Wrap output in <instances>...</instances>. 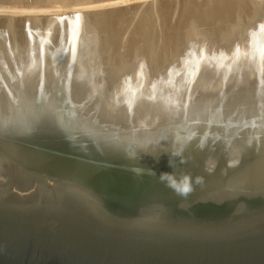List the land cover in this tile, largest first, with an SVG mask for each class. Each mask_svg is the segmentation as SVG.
<instances>
[{
	"label": "water",
	"instance_id": "1",
	"mask_svg": "<svg viewBox=\"0 0 264 264\" xmlns=\"http://www.w3.org/2000/svg\"><path fill=\"white\" fill-rule=\"evenodd\" d=\"M59 130L0 131V264H264V186L199 191L261 168L252 126L189 138L164 159Z\"/></svg>",
	"mask_w": 264,
	"mask_h": 264
},
{
	"label": "bare ground",
	"instance_id": "2",
	"mask_svg": "<svg viewBox=\"0 0 264 264\" xmlns=\"http://www.w3.org/2000/svg\"><path fill=\"white\" fill-rule=\"evenodd\" d=\"M46 1H48V0H46ZM66 1H68V3L73 2V4H75L76 0H66ZM209 1L206 0V2H209ZM88 2L90 3V1H88ZM206 2L204 1L205 6H203V5L201 7L199 6L200 8L203 7L204 11H203V9H200L197 7L199 10L197 14L200 13L201 17L205 15L204 14L206 11L205 7L208 8L207 6H209L211 1L207 4V6H206ZM222 2H220V3L223 5L224 2L223 3ZM227 2H228V0H227ZM248 2H250V1H248ZM114 3L112 5H115ZM121 3H122V5L124 4L123 2H121ZM121 3L119 2V5ZM245 4H246V2H245ZM245 4H243V5H245ZM83 5L84 6H82V7L85 8L86 3ZM211 5L212 4H210V6ZM97 6H98V4H97ZM216 6H218V5H216ZM224 6L225 5H223V7ZM249 6L251 7V5H249ZM66 7H68V6H66ZM69 7H70L69 8L70 10H73L72 13H70L71 15L67 14L68 23H69L68 32H69L70 36L66 42H68L67 44H69L70 57L68 60V47H67V49L65 48L66 50L63 51V54H61V57L60 56L59 57L53 56V58H50L49 60L57 61V62H55L57 65H60V63H61V65L58 68L54 69V72L52 74L49 72L50 74L44 73L43 76L39 75L40 73L37 75H34V72L31 71V70H34V68L29 67L28 69H25V68L22 69V67L24 66V62L20 61L21 58L17 55V52L16 53L14 52V54H16L17 57L15 55H12L11 54L12 52H11L10 54L12 55V58H11V56H9V62H8V60L6 61L9 64L11 63V65H10L11 68L7 67L5 65L6 64L5 62H4L5 64L3 63L1 56H0V131L3 132L5 130H9V132H10L12 130H17V129H20L22 127L26 128L28 130H32V128L33 129H40V130L41 129H52V128H54V129L59 128L60 129L61 128L62 130L61 131L59 130L60 131L59 133H61V132H62L61 134L65 133V134H63L65 137H68V136L77 137L78 138L77 140L80 143L88 142V140L91 141L93 138L96 140L98 139L99 141H100V139L101 140L104 139V140H107V143L98 144V145H100V147H108V146L113 147V145L115 147L123 146L124 148H126L132 152H143L144 155L150 156L153 159H156L157 157L160 159H164L162 157H159L160 155H162V153L172 155L175 152H179V150L181 148H183L188 143L187 141L189 140V138L192 139V138L198 137L199 135L202 136V135L208 134L210 137H214V138L216 137V139H219L221 136V135H219L220 133L224 135V133L228 131L227 130L228 125L237 126L240 124L246 128L248 126H252V131H249L248 133H251V135H253V134L259 135L260 140L264 143V20H262V17L264 15L261 16L259 13L261 21H259V17H257L259 15L256 16V18H258V19H256V21H259L258 22L259 24L256 26V23H255L256 21L254 20L255 27L253 29H250V31L248 30V32H246L244 34V36H241V37L236 39L237 41L246 42L247 48H248V50H250L247 53L248 55L246 54L247 55L246 59L243 60V59H241L240 56H236V57H238L236 59V57L232 56L234 58L233 59L234 62H231V61L227 62L226 63L227 66H223L222 68H219L218 70L215 68L214 69H208V67H207L208 65L205 64V61L207 59H209V57H211L212 54L204 53L202 60L199 57L198 60L196 59V61H194L192 63V65H190L186 70L183 71V76L186 75L185 77L188 79V82L186 83V85H184L182 93H177L175 99H173L172 102L170 101L171 99H169L170 98L169 95H167V97L165 96L166 94H164V93H166V90L155 91L156 89L154 90V88L152 87L153 91H151V88L149 90V87H148V90L146 89V91H144V92H146V94L142 91L143 95L141 93L139 95V93L136 92V90H138V89H136V87L139 85L131 86V84L133 82L131 83L128 81V83H131V84H129V85L127 84V86H124V88H122V93H120L119 98L116 97L113 100V102L106 103L108 101L109 97L104 95L105 97H107V98H105L107 101L103 102L104 101V98H103V101H102L103 103H102V102H99L101 100L98 101V97H100V96H97V89L95 88V85L93 82V81H95V80H93L94 76L91 77V74H93L92 71L94 69H92V68H91L92 70L90 69L91 66L89 67V64H90L89 59L87 58V56H85L87 54H84V52H83V51H85V48L88 46V43H89L88 39H86L87 36H86L85 27L87 25L89 26L91 23H93L92 25H94V23L97 22L98 20L96 21L94 18H92L95 20V22L91 21V23L89 24L88 20L90 18L88 20H86V18H85V20L87 21L85 23L86 24L88 23V24L86 26H83V22L80 18V14L83 12V11H80V8H82L81 4L79 6L80 8H78V7L76 8V6H75L72 9L73 6L71 7V5ZM252 8H250V10H252ZM258 8H259V6H258ZM55 9H57V7ZM255 9H257V6L254 7V10ZM89 10H91V8ZM193 10H192V12H190V11H188V12L191 13L192 18H195L196 15H195V17H193V15L196 14L197 9H195L196 11L194 13H193ZM209 10H211V7H209V9L207 11H209ZM212 10L209 12V14L207 13L206 16L202 17V20H203V18L207 17L208 15H211L210 13L212 12ZM246 10H248V9H246ZM57 11H59V10H57ZM86 11H88V10H86ZM233 11H234V9H233ZM260 11H262V10H260ZM65 12H63V13H65ZM69 12H71V11H69ZM95 12H96V10H95ZM231 12H232V9H231ZM245 12H244V14H246ZM262 13H264V12H262ZM59 14H61V13H59ZM121 14H120V17H121ZM142 14H143V12H142ZM189 14H187V15H189ZM85 15H84V17H85ZM97 15H98V13H97ZM128 15H130V14H128ZM147 15L149 16V14H147ZM226 15L228 16V13ZM232 15H234V14H232ZM232 15H230V16H232ZM90 16H93V14ZM99 16H101V15H99ZM111 16H112V14H111ZM151 16L153 17V15H151ZM151 16H149V17H151ZM185 16L186 15L184 14V19L188 18V17L185 18ZM240 16L241 15H239V17ZM87 17H88V14H87ZM143 17H146V15H144ZM149 17H148V19H149ZM197 17H199V18H197ZM197 17H196V19H198V20H196L197 21L196 23H198L199 19H201L200 16H197ZM247 17H249V16H247ZM106 18H107V16H106ZM128 19H129V17H128ZM182 19H183V17H182ZM135 20H136V18H135ZM179 20L181 21V19H179ZM193 20L194 19H192V21ZM204 20H206V18ZM218 20H220V19H217V21ZM122 21L125 22L126 19L122 20ZM206 21L208 23V21H210V20L207 19ZM46 22H47V20H46ZM99 22H100V25H102L101 21H99ZM99 22H97V24L95 23L97 25V28L95 25V28L93 27V30H96V29L98 30ZM111 22H112V20H111ZM117 22L119 23V21H117ZM144 22H147V21H144ZM201 22H205V21H200V23ZM213 22L214 21H212V24H213ZM118 23L117 24L115 23V24L118 25ZM182 23H184V22H182ZM115 24L113 27H111L112 25L110 24V22L107 24V25H109V27H108L109 32L108 33L112 32L111 31L112 28H113L112 30H114L115 33H117L116 32L117 28H116ZM126 24H128L127 21H126ZM126 24H124V25L126 26ZM186 24H188V23H186ZM47 25H49V24H47ZM54 25H56V24H54ZM103 25L105 26V24H103ZM154 25H155V23H154ZM184 25H183V27H184ZM225 25H227V24H225ZM196 26H197V24H196ZM110 27H111V29H110ZM149 27H152V26H149ZM230 27H231V25H230ZM252 27H253V25H252ZM90 28H91V25H90ZM115 28H116V30H115ZM145 28L146 27H144L143 30ZM155 28L156 27H154V29ZM245 28L247 29V27H245ZM224 29H225V27H224ZM41 30H43V29H41ZM90 30H92V28ZM90 30H88L89 33H90ZM104 30H105V28H104ZM180 30H181V27H180ZM114 31L110 34L111 37H113L112 34L114 33ZM239 31H241V30H239ZM106 32H107V30H106ZM238 34H239V32H238ZM181 35H183V34H181ZM98 36H100V35H98ZM116 36L117 35H114L115 38H116ZM111 37H109V38H111ZM187 37H188V35H187ZM36 39H37V37H36ZM159 40H161V39H159ZM20 41L22 43L23 40L20 39ZM20 41H18V42H20ZM145 41H143V42H145ZM108 42H113V41H108ZM171 42L173 43V41H171ZM35 43L37 44V53H36V55H34L35 58L29 59V61L32 63H31V65H27V66H32L33 62L35 60H37V61L38 60H40V61L45 60L44 57L47 56V54L44 52L45 38L43 36H41V38L37 42L35 40ZM129 45H131V44H129ZM138 45H139V43H138ZM138 45H137V47H138ZM173 45L174 44H172V47H173ZM8 46H9V44H8ZM21 46H20V48H22L24 46V44L22 47ZM184 46H182V47L184 48ZM18 47L19 46H17V48ZM108 47H110V46H108ZM114 47H115V43H114ZM131 47H133V46H131ZM135 47H133V48H135ZM46 48H48L47 45H46ZM116 49L117 48H115V51H116ZM22 50H23V48H22ZM169 50H170V48H169ZM171 51H170V53H171ZM79 52L80 53L82 52L80 54L81 55L80 57L77 56V53H79ZM104 52H105V50H104ZM127 52H128V50H127ZM135 52H136V50H135ZM128 53H130V52H128ZM231 54H233V53H231ZM179 55H180V53H179ZM115 56H118V55L116 54ZM7 57L3 58V59L6 60ZM126 58H128V56ZM131 58H133V57H131ZM131 58L129 60H131ZM175 58H177V57H175ZM181 58H182V56H181ZM111 59H114V58H111ZM171 59H173V58H171ZM73 61H74V63H73ZM93 61L94 60H92L91 63ZM35 64H36V62L34 63V65ZM116 64H117V62H116ZM171 64H172V61H171ZM161 67H162V65H161ZM179 69H181V68H179ZM24 71H28V72L24 73ZM49 71H50V69H49ZM124 71H126V70H124ZM95 72H96V70H95ZM106 72H107V70H106ZM97 73H99V71ZM138 74H140V72H138ZM143 75H144V73H143ZM178 75H179V73H178ZM130 76H132V75H130ZM136 76L137 75H135L134 78H136ZM129 78L126 79V81L129 80ZM134 78H133V80H134ZM148 78H151V77L148 76ZM95 79L97 80V78H95ZM169 80H170V78H169ZM116 81H118V80H115V82ZM166 82H167V78H166ZM96 83H98V82L96 81ZM107 83L106 84L104 83V84L107 85ZM111 83L113 85V82H111ZM111 83H110V85H111ZM119 83H117V84H119ZM172 84H174V83H172ZM149 85H151V83H149ZM96 86H97V84H96ZM99 87H100V83H99ZM106 87H108V86H106ZM118 88H116V89H118ZM155 88H157V87H155ZM114 89H115V86H114ZM157 90H158V88H157ZM107 92L109 94L110 89ZM107 92H106V94H107ZM112 94L115 97V94H117V93H115V94L112 93ZM172 94H173V92H172ZM99 95H101V94H99ZM161 95L165 96L164 101L158 102L157 103L158 105H154L151 103V101H152V100L150 101L151 98L159 97ZM113 96H111V97H113ZM162 96H161V98H162ZM16 121H18V122H16ZM56 136L58 137V135H56ZM238 140L239 141L236 142V144L234 145V149L232 150L233 157L230 158V160H229L231 163L236 161L237 160L236 156H239L241 154V150L243 148V145L246 142L245 135H240ZM146 142L152 143V144H149L150 147L149 146L145 147L143 145V144H146ZM93 146H95V145H93ZM246 146H247V144H246ZM96 148H98V147L96 146ZM166 157H168V156H166ZM2 161L3 160H0V172L8 170L7 169L8 166L6 165L5 162H2ZM8 172H10V171H7V173ZM215 184H217V183L211 182L209 185L205 184L199 189H201V191L205 192L206 190H210V189H213V187H215V189L212 192H218V191H222V190L228 192L231 189H233V191L237 190V188H240L241 186H244V188L246 186H251V185H255L256 187L257 186H260V187L264 186V160H262L261 168L259 170L254 171L252 168V171H251L248 168L247 169L242 168V169H240V172H238L237 175H235V177L233 179L227 180V182H225L222 185H215ZM260 187H258V188H260ZM153 188H154L153 189L154 192H152V193H154V194H150V196L153 197V200L156 202L157 200L161 199V197L164 196V194H160V193L165 192L166 187H165V185H162V186L160 185L157 187L153 186ZM157 190H159L160 192Z\"/></svg>",
	"mask_w": 264,
	"mask_h": 264
},
{
	"label": "rangeland",
	"instance_id": "3",
	"mask_svg": "<svg viewBox=\"0 0 264 264\" xmlns=\"http://www.w3.org/2000/svg\"><path fill=\"white\" fill-rule=\"evenodd\" d=\"M0 0V56L3 61V63L11 68V63L9 64V56L15 55L14 52H17V55L21 58V62H24V66L22 67L25 69H28L29 67L34 68V70H31L34 72V75H41L43 76L44 73L52 74L54 72V69L58 68L60 65H57L53 60H49L50 58H53V56H60L63 54V51L67 49L68 47V60L70 57V49L67 39H69V32H68V17L72 13L73 10H70L69 6L71 5L72 9L76 6V8H80L84 6L83 4L86 3L85 8H80V11H83L80 14V18L83 22V26H86L88 23L90 24L91 21L95 20L99 22L98 30H93V27L95 28V25L97 22L91 23L90 25L85 27L86 30V39H88L89 43L88 46L85 48L84 54H87V58L89 59V67L90 69H94L92 71L93 74H91V77H93V81L95 88L97 89V96L98 101L102 102L103 98L106 102L107 100L105 98H108L109 102H113V100L120 96V93H122V88L124 86H127V84H131V86L139 85L136 87V92L142 94L146 89L149 90L151 88V91H153V88L155 91H164L166 90L165 96L169 95V99L172 102L173 99H175L177 93H182V90L184 88V85L188 82V79L183 76V71L186 70L196 59L198 60L199 57L203 58L204 53L212 54L209 59L205 61V64H207L208 69H219L223 66H227L226 63L231 61L234 62V58L236 56H240L241 59H246L247 53L250 51L247 48L246 42L237 41L236 39L244 36L248 30L253 29L259 24L258 22L261 21L260 15L263 16L264 13V0H208L210 6H207L209 2H206V0H76L75 4L73 2H69L66 0ZM58 1V2H57ZM90 1V3L88 2ZM107 1V2H106ZM112 1V2H111ZM115 3H114V2ZM204 1L206 2L205 7L206 11L211 7L212 12L211 15H208L206 20L202 17L206 16V14L211 11H205V15L201 17V14L198 13V8H200L202 5H204ZM224 3H223V2ZM250 1V2H248ZM262 1V2H261ZM102 2V3H101ZM104 2V3H103ZM119 2H123L119 5ZM216 2V3H215ZM222 2L223 5L220 3ZM246 2V4H245ZM254 4H253V3ZM115 5H112V4ZM215 3V4H214ZM226 3V4H225ZM253 5H252V4ZM98 4V6H97ZM110 4V5H109ZM172 4V5H171ZM195 4V5H194ZM245 4V5H243ZM258 4V5H257ZM46 5V6H45ZM112 5V6H111ZM122 5V6H121ZM126 5V6H125ZM145 5V6H144ZM218 5V6H216ZM222 5V6H221ZM242 5V6H241ZM251 5V7L249 6ZM257 6V9L254 10V7ZM68 6V7H66ZM103 6V7H102ZM106 6V7H105ZM130 6V7H129ZM153 6V7H152ZM195 6V7H194ZM200 6V7H199ZM240 8H238V7ZM249 6V7H248ZM259 6V8H258ZM261 6V7H260ZM57 7V9H55ZM66 7V8H65ZM102 9H101V8ZM198 7V8H197ZM245 7V8H244ZM253 7V8H252ZM84 8V9H83ZM91 8V10H89ZM157 8V9H156ZM159 8V9H158ZM236 8V9H235ZM252 8V10H250ZM262 8V9H261ZM68 11H67V10ZM101 11H100V10ZM148 9V10H147ZM179 9V10H178ZM194 9V10H193ZM196 14L193 15V17L200 16L201 19H199V22L196 23L198 19L192 18V15L190 12L193 13L196 11ZM203 9L204 8H200ZM220 9V10H219ZM232 9V12H231ZM234 9V11H233ZM248 9V10H246ZM56 10V11H55ZM59 10V11H57ZM88 10V11H86ZM96 10V12H95ZM98 10V11H97ZM103 10V11H102ZM111 10V11H110ZM129 10V11H128ZM138 10V11H137ZM183 10V11H182ZM216 10V11H215ZM246 14H244V12ZM262 10V11H260ZM34 11V12H33ZM66 11V12H65ZM71 11V12H69ZM105 11V12H104ZM134 11V12H133ZM152 11V12H151ZM190 11V12H188ZM229 11V12H228ZM242 11V12H241ZM251 11V12H250ZM255 11V12H254ZM57 14H55V13ZM65 12V13H63ZM95 12V13H94ZM107 12V13H106ZM112 12V13H111ZM127 12V13H126ZM136 12V13H135ZM143 12V14H142ZM148 12V13H147ZM201 12V11H200ZM219 14H218V13ZM228 13V16L226 15ZM249 12V13H248ZM253 12V13H252ZM61 13V14H59ZM86 15H85V14ZM93 16H90L92 15ZM98 13V15H97ZM104 13V14H103ZM118 15H117V14ZM122 13V14H121ZM126 13V14H125ZM145 13V14H144ZM151 13V14H150ZM190 13V14H189ZM192 13V14H193ZM203 13V12H202ZM214 15H213V14ZM217 13V14H216ZM240 13V14H239ZM258 13V14H257ZM260 13V15H259ZM40 14V15H39ZM66 14V15H65ZM83 14V15H82ZM88 14V17H87ZM112 14V16H111ZM121 14V17H120ZM130 14V15H128ZM142 16H141V15ZM153 15V17H149ZM181 14V15H180ZM184 14L186 15V19H184ZM189 14V15H187ZM216 14V15H215ZM232 14H236L235 16ZM249 14V15H248ZM54 15V16H53ZM71 15V14H70ZM83 17H82V16ZM85 15V17H84ZM101 15V16H99ZM114 15V16H113ZM125 15V16H124ZM132 15V16H131ZM146 15V17H143ZM223 15V16H222ZM232 15V16H230ZM239 15H241L239 17ZM251 15V16H250ZM259 15V16H257ZM50 18H49V17ZM107 16V18H106ZM117 16V17H116ZM127 16V17H126ZM136 16V17H135ZM211 16V17H210ZM217 16V17H216ZM222 16V17H221ZM237 16V17H236ZM245 16V17H244ZM249 16V17H247ZM259 17V21H256V18ZM58 17V18H57ZM65 17V18H64ZM119 17V18H118ZM126 17V18H125ZM129 17V19H128ZM149 17V19H148ZM183 17V19H182ZM190 17V18H189ZM209 17V18H208ZM231 17V18H230ZM242 17V18H241ZM252 17V18H251ZM61 18V19H60ZM88 20V23L86 20ZM94 18V19H92ZM97 18V19H96ZM100 18V19H99ZM103 18V19H102ZM105 18V19H104ZM116 18V19H115ZM121 18V19H120ZM123 18V19H122ZM131 18V19H130ZM133 18V19H132ZM136 18V20H135ZM140 18V19H139ZM145 18V19H144ZM165 18V19H164ZM199 18V17H197ZM220 19L217 21V19ZM229 18V19H228ZM249 18V19H248ZM264 16L262 17V20ZM52 19V20H51ZM118 19V20H117ZM127 21L128 24H126V21L123 22L122 20ZM142 19V20H141ZM148 19V20H147ZM179 19H181L182 23ZM190 19V20H189ZM192 19H194L192 21ZM212 19V20H211ZM231 19V20H230ZM238 19V20H237ZM252 19V20H251ZM47 20V22H46ZM50 20V21H49ZM57 22H56V21ZM107 20V21H106ZM112 20V22H111ZM116 22H115V21ZM133 20V21H132ZM161 20V21H160ZM186 20V21H185ZM188 20V21H187ZM226 20V21H225ZM236 20V21H235ZM246 20V21H245ZM254 20L256 21L254 23ZM55 21V22H54ZM114 21V22H113ZM119 21V23L117 22ZM129 21V22H128ZM147 21V22H144ZM157 21V22H156ZM200 21H205L201 22ZM212 21L213 24H212ZM233 21V22H232ZM62 22V23H61ZM110 22L114 26V24L118 23L116 25L117 33H115L114 30L111 29V31H114V35H117L116 38L112 34L113 37H111V33H108V27L107 25ZM123 22V23H122ZM141 22V23H140ZM180 22V23H179ZM193 22V23H192ZM230 22V23H229ZM244 22V23H243ZM250 22V23H249ZM132 23V24H131ZM141 25H140V24ZM143 23V24H142ZM155 23V25H154ZM169 23V24H168ZM171 23V24H170ZM174 23V24H173ZM178 23V24H177ZM182 23V24H181ZM188 23V24H186ZM197 26H196V24ZM232 23V24H231ZM49 24V25H47ZM56 24V25H54ZM65 24V25H64ZM105 24V26L103 25ZM121 24V25H120ZM126 24V26L124 25ZM135 24V25H134ZM151 24V25H150ZM185 24V25H184ZM207 24V25H206ZM223 24V25H222ZM227 24V25H225ZM242 24V25H241ZM46 25V26H45ZM62 25V26H61ZM124 25V26H123ZM184 25V27H183ZM188 25V26H187ZM231 25V27H230ZM253 25V27H252ZM55 26V27H54ZM102 26V27H101ZM119 26V27H118ZM142 26V27H141ZM148 26V27H147ZM152 26V27H149ZM195 26V27H194ZM225 29H224V27ZM227 26V27H226ZM236 26V27H235ZM244 26V27H243ZM42 27V28H41ZM49 27V28H48ZM62 27V28H61ZM123 27V28H122ZM139 27V28H138ZM146 27L144 30L143 28ZM154 27H156L154 29ZM181 27V30H180ZM186 27V28H185ZM191 27V28H190ZM198 27V28H197ZM233 27V28H232ZM235 27V28H234ZM247 27V29L245 28ZM251 27V28H250ZM38 28V29H37ZM89 28V29H88ZM97 28V25H96ZM101 30H100V29ZM105 28V30H104ZM115 28V30H116ZM165 28V29H164ZM171 28V29H170ZM204 28V29H203ZM36 29V30H35ZM43 29V30H41ZM61 29V30H60ZM109 29V30H110ZM119 29V30H118ZM164 29V30H163ZM185 31H184V30ZM227 29V30H226ZM41 30V31H40ZM90 30V33L89 31ZM107 30V32H106ZM125 30V31H124ZM140 30V31H139ZM169 30V31H168ZM175 30V31H174ZM190 30V31H189ZM241 30V31H239ZM40 31V32H39ZM43 31V32H42ZM63 31V32H62ZM131 31V32H130ZM150 31V32H149ZM195 31V32H194ZM209 31V32H208ZM211 31V32H210ZM220 31V32H219ZM38 32V33H37ZM96 32V33H95ZM100 32V33H99ZM141 32V33H140ZM148 32V33H147ZM206 32V33H205ZM239 32V34H238ZM108 33V34H107ZM135 33V34H134ZM147 33V34H146ZM178 33V34H177ZM186 35H185V34ZM191 33V34H190ZM36 34V35H35ZM43 34V35H42ZM183 34V35H181ZM204 34V35H203ZM32 35V36H31ZM100 35V36H98ZM107 35V36H106ZM141 35V36H140ZM151 35V36H150ZM185 35V36H184ZM188 35V37H187ZM203 35V36H202ZM37 39H36V37ZM40 36V37H39ZM43 36L45 38V49L44 52L47 54L45 60H35L33 62L29 61V59L35 58L34 55L37 53V44L35 43ZM93 36V37H92ZM151 38H150V37ZM183 36V37H182ZM191 36V37H190ZM193 36V37H192ZM235 38H234V37ZM238 36V37H237ZM20 37V38H19ZM97 37V38H96ZM111 37V38H109ZM155 37V38H154ZM161 37V38H160ZM175 37V38H174ZM196 37V38H195ZM231 37V38H230ZM31 38V39H30ZM163 38V39H162ZM173 38V39H172ZM182 38V39H181ZM222 38V39H221ZM6 39V40H5ZM8 39V40H7ZM21 40L22 43H21ZM25 39V40H24ZM50 39V40H49ZM112 39V40H111ZM132 39V40H131ZM135 39V40H134ZM139 39V40H138ZM153 39V40H152ZM161 39V40H159ZM169 39V40H168ZM177 41H176V40ZM180 39V40H179ZM197 39V40H196ZM98 40V41H97ZM101 40V41H100ZM104 40V41H103ZM117 40V41H116ZM142 40V41H141ZM146 40V41H145ZM234 40V41H233ZM5 41V42H4ZM20 41V42H18ZM100 41V42H99ZM113 41V42H108ZM115 41V42H114ZM132 41V42H131ZM145 41V42H143ZM152 41V42H151ZM159 41V42H158ZM162 41V42H161ZM173 41V43L171 42ZM48 42V43H47ZM108 42V43H107ZM135 42V43H134ZM141 42V43H140ZM17 43V44H16ZM20 43V44H19ZM50 43V44H49ZM66 43V44H65ZM115 43V47H114ZM127 43V44H126ZM133 43V44H132ZM139 43V45H138ZM152 43V44H151ZM154 43V44H153ZM173 47H172V44ZM191 43V44H190ZM240 43V44H239ZM5 44V45H4ZM9 44V46H8ZM19 44V45H18ZM24 44V46H23ZM98 44V45H97ZM105 44V45H104ZM122 44V45H121ZM131 44V45H129ZM142 44V45H141ZM146 44V45H145ZM166 44V45H165ZM193 44V45H192ZM23 47H22V46ZM46 45L48 48H46ZM126 45V46H125ZM138 45V47H137ZM150 45V46H149ZM156 45V46H155ZM161 47H160V46ZM165 45V46H164ZM178 45V46H177ZM185 45V46H184ZM197 45V46H196ZM238 45V46H237ZM8 46V47H7ZM17 46H19L17 48ZM20 46L23 48H20ZM66 46V47H65ZM104 48H103V47ZM110 46V47H108ZM112 46V47H111ZM118 46V47H117ZM121 46V47H120ZM135 48H133V47ZM155 46V47H154ZM184 46V48L182 47ZM189 46V47H188ZM227 46V47H226ZM7 47V48H6ZM98 47V48H97ZM107 47V48H106ZM114 47V48H113ZM192 47V48H191ZM6 48V49H5ZM20 48V49H19ZM30 48V49H29ZM66 48V49H65ZM115 48L116 51H115ZM133 48V49H132ZM168 48V49H167ZM170 48V50H169ZM229 48V49H228ZM18 51H17V50ZM33 49V50H32ZM128 53L127 52V50ZM132 49V50H131ZM186 49V50H185ZM190 49V50H189ZM223 49V50H222ZM239 49V50H238ZM21 50V51H20ZM32 50V51H31ZM105 50V52H104ZM136 50V52H135ZM138 50V51H137ZM166 50V51H165ZM169 50V51H168ZM172 50V51H171ZM177 50V51H176ZM9 53H8V52ZM99 51V52H98ZM115 51V52H114ZM146 51V52H145ZM149 51V52H148ZM155 51V52H154ZM171 51V53H170ZM175 53H174V52ZM185 51V52H184ZM192 51V52H191ZM197 51V52H196ZM243 51V52H242ZM12 52V53H11ZM19 52V53H18ZM34 52V53H33ZM113 54H112V53ZM134 52V53H133ZM161 52V53H160ZM163 52V53H162ZM166 52V53H165ZM173 52V53H172ZM199 52V53H198ZM12 55H11V54ZM82 53V52H81ZM80 52L77 53V56H81ZM105 55H104V54ZM107 53V54H106ZM121 53V54H120ZM147 53V54H146ZM154 53V54H153ZM160 53V54H159ZM180 53V55H179ZM233 53V54H231ZM8 54V55H7ZM20 54V55H19ZM117 54L118 56H115ZM134 54V55H133ZM163 54V55H162ZM188 54V55H187ZM197 54V55H196ZM247 54V55H246ZM90 55V56H89ZM122 55V56H121ZM125 55V56H124ZM131 55V56H130ZM185 55V56H184ZM8 56V57H7ZM107 56V57H106ZM114 58V59H111ZM114 56V57H113ZM128 56V58H126ZM154 56V57H153ZM158 56V57H157ZM174 56V57H173ZM179 56V57H178ZM182 56V58H181ZM233 56V57H232ZM7 59H3L6 58ZM17 57V56H16ZM103 57V58H102ZM133 57V58H131ZM150 57V58H149ZM153 57V58H152ZM170 57V58H169ZM177 57V58H175ZM198 57V58H197ZM98 58V59H97ZM117 58V59H116ZM122 60H121V59ZM126 58V59H125ZM131 58V60H129ZM136 58V59H135ZM139 58V59H138ZM152 58V59H151ZM165 58V59H164ZM169 58V59H168ZM173 58V59H171ZM222 58V59H221ZM238 57H236L237 59ZM251 58V57H250ZM102 61H101V60ZM134 59V60H133ZM188 59V60H187ZM225 59V60H224ZM8 60V62H6ZM76 60V59H75ZM94 60L92 63L91 61ZM117 60V61H116ZM143 60V61H142ZM162 60V61H161ZM167 60V61H166ZM185 60V61H184ZM187 60V61H186ZM216 60V61H215ZM250 60V59H249ZM19 61V62H20ZM115 61V62H114ZM172 61V64H171ZM182 63H181V62ZM204 61V60H203ZM251 61V60H250ZM36 64L34 65V63ZM99 62V63H98ZM117 62V64H116ZM132 62V63H131ZM46 63V64H45ZM74 63V61H73ZM129 63V64H128ZM133 65H131V64ZM165 65H164V64ZM92 64V65H91ZM119 64V65H118ZM122 64V65H121ZM162 67H161V65ZM187 64V65H186ZM222 64V65H221ZM249 64V63H248ZM57 65V66H56ZM109 65V66H108ZM118 65V66H117ZM125 65V66H124ZM131 65V66H130ZM182 65V66H181ZM130 66V67H129ZM115 67V68H114ZM122 67V68H121ZM178 67V68H177ZM183 67V68H182ZM99 68V69H98ZM105 68V69H104ZM138 68V69H137ZM140 68V69H139ZM181 68V69H179ZM50 69V71H49ZM91 69V70H92ZM121 69V70H120ZM155 69V70H154ZM37 70V71H36ZM96 70V72H95ZM99 73H97L98 71ZM107 70V72H106ZM126 70V71H124ZM138 70V71H137ZM145 70V71H144ZM152 71V72H151ZM157 71V72H156ZM28 71H24L26 73ZM50 72V73H49ZM136 72V73H135ZM140 72V74H138ZM113 73V74H112ZM126 73V74H125ZM131 73V74H130ZM135 73V74H134ZM144 73V75H143ZM172 73V74H171ZM179 73V75H178ZM99 74V75H98ZM101 74V75H100ZM107 74V75H106ZM132 76H130V75ZM167 74V75H166ZM169 74V75H168ZM181 74V75H180ZM97 75V76H96ZM118 75V76H117ZM125 77H124V76ZM136 76V78H134ZM160 77H159V76ZM165 75V76H164ZM174 75V76H173ZM103 76V77H102ZM111 78H110V77ZM151 77V78H148ZM164 76V77H163ZM168 76V77H167ZM171 76V77H170ZM173 76V77H172ZM176 76V77H175ZM121 77V78H120ZM124 77V78H123ZM127 77V78H126ZM131 79H130V78ZM159 77V78H158ZM164 79H163V78ZM97 78V80L95 79ZM119 78V79H118ZM126 81V79H128ZM134 78V80H133ZM167 78V82H166ZM170 78V80H169ZM108 79V80H107ZM124 79V80H123ZM152 79V80H151ZM163 79V80H162ZM99 80V81H98ZM107 80V81H106ZM115 80H118L115 82ZM149 80V81H148ZM162 80V81H161ZM180 80V81H179ZM96 81L98 83H96ZM105 81V82H104ZM122 81V82H121ZM131 82V83H128ZM143 81V82H142ZM152 81V82H151ZM161 81V82H160ZM108 82V83H107ZM113 82V85L112 83ZM115 82V83H114ZM121 84H120V83ZM135 82V83H134ZM145 82V83H144ZM159 82V83H158ZM165 82V83H164ZM170 82V83H169ZM100 83V87H99ZM107 83V85L105 84ZM111 83V85H110ZM119 83V84H117ZM139 83V84H138ZM143 83V84H142ZM151 83V85H149ZM153 83V84H152ZM167 83V84H166ZM174 83V84H172ZM100 88H98L97 86ZM109 84V85H108ZM164 84V85H163ZM103 85V86H102ZM118 85V86H117ZM143 85V86H142ZM170 85V86H169ZM108 86V87H106ZM113 86V87H112ZM115 86V89H114ZM120 86V87H119ZM158 88H155V87ZM172 86V87H171ZM106 89H104V88ZM121 89H119V88ZM153 87V88H152ZM163 87V88H162ZM102 88V89H101ZM118 88V89H116ZM110 93L108 94L107 91ZM140 89V90H139ZM173 89V90H172ZM116 90V91H115ZM119 90V91H118ZM101 91V92H100ZM107 94H106V92ZM113 91V92H112ZM143 91V92H142ZM180 91V92H179ZM115 94V97L112 93ZM119 92V93H118ZM173 92V94H172ZM146 94V92H144ZM169 93V94H168ZM101 94V95H99ZM107 97H105V96ZM110 95V96H109ZM117 95V96H116ZM122 95V94H121ZM143 95V94H142ZM113 96V97H111ZM162 96V95H161ZM154 97L151 98L150 101L154 105H158L157 103L160 101H164L165 96ZM110 99V100H109ZM149 100V99H148ZM154 101V102H153ZM102 102V103H103ZM18 122V121H16ZM94 139V138H93ZM96 140V139H95ZM107 141V140H106ZM147 143L143 144L145 147L149 146ZM141 145V144H140ZM139 145V146H140ZM150 147V146H149ZM12 171V172H11ZM10 172L13 173V170ZM0 180H2L0 178ZM156 186H160L157 185ZM162 186V185H161ZM194 190V189H191ZM201 191V189L199 190Z\"/></svg>",
	"mask_w": 264,
	"mask_h": 264
}]
</instances>
